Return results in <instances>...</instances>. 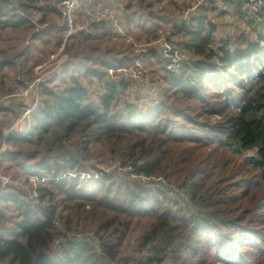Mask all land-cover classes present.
I'll return each mask as SVG.
<instances>
[{"label": "trees", "instance_id": "16d2710c", "mask_svg": "<svg viewBox=\"0 0 264 264\" xmlns=\"http://www.w3.org/2000/svg\"><path fill=\"white\" fill-rule=\"evenodd\" d=\"M37 1L18 0L10 9L0 0V27H34L26 14L45 10ZM221 1L237 5L242 18L246 0ZM122 9L125 24L148 37L170 23L172 41L190 60L178 74L161 72L163 101L141 104L129 99L130 82L109 76L137 58L124 47L103 49L101 39L118 33L114 27L96 41H81L77 32L69 37L67 51L88 42L82 58L39 86L29 130L9 135L12 149L0 157L14 177L27 176L30 188L38 178L40 199L33 208L30 188L19 186L0 197V264H264V28L218 38L217 25L203 14L169 21L154 14L149 0H124ZM139 9L146 13L138 19ZM47 11L61 15L52 6ZM52 28L60 47L66 27ZM45 30L33 28L32 39L51 43ZM34 49L43 51L32 43L20 55L33 58L28 74L43 59L32 57ZM10 64L0 60V74ZM0 91L3 99L1 80ZM6 101L1 112L11 109ZM96 147L126 169L116 175L86 163ZM80 171L91 176L70 174ZM139 175L164 176L179 191ZM140 218L153 219L138 245L142 256L121 257ZM75 224L84 226L82 235H71Z\"/></svg>", "mask_w": 264, "mask_h": 264}, {"label": "rangeland", "instance_id": "374dc122", "mask_svg": "<svg viewBox=\"0 0 264 264\" xmlns=\"http://www.w3.org/2000/svg\"><path fill=\"white\" fill-rule=\"evenodd\" d=\"M108 1H113L112 7L116 8V4L118 5V8H116V11L118 13V24L119 26L114 27V31L118 32L113 37L110 38H103L102 40V47L103 49H116V51L120 50L122 47L123 49H129L126 54L131 55L130 57H137L136 60L133 62H126L125 66L112 69L109 72V76H111L114 79H118V75L122 72L124 69H133L138 66H143L147 69V75H146V82L145 83H127L128 85V93H129V99L131 101H138V103L141 104H148V103H158L160 101L164 100L163 96V87H162V80L161 78V72L165 71L164 68V59L161 55L154 56L150 54V51L152 49H155L154 51H157L156 47L157 45L152 44L153 37H148L146 33L140 29L139 26H135L133 23L129 24L128 26L125 24L123 20V14L126 13V10H123L124 7V0H98V5L100 6L101 3L105 4ZM153 5L154 14L156 16L160 17H166V19H171L169 21H180L184 19L185 17L191 18L192 16L203 14L205 19L207 21H212L217 25V31L216 35L218 38H220L221 35L228 34L229 32L232 34H238L241 32H246L251 35H254L256 33V29L253 30V25H256L254 23H245L244 20L241 17H238L235 14V11L233 10L235 6H232V4L228 5L229 12H223L221 9L219 10L217 7V3H221V0H216L215 3L211 4V8L209 9H198L196 11H192V5L195 0H179L178 4H170L168 0H149ZM184 2L182 5L181 3ZM186 3V7H185ZM37 7H43L45 10H39L36 8H31L27 11V16L31 18L32 22L34 23V27L30 29H24V28H1L0 27V60H9L11 62L10 65H6L4 67L3 72L0 74V80L2 81V85L5 87L6 92L3 97L4 100H9L6 102H9V108L10 111L7 112H1L0 111V130L2 131V134H0V150L4 149L3 144V136L5 133L9 130H12L15 134H20L22 130L25 129L26 125L31 126V120L30 117L27 118L26 116H23V114L29 110V108L32 106L34 108L35 106L34 99H27L23 95H19L16 97L15 100L7 98V96L14 90L22 88L23 85H20L18 80L22 81H28L31 82L35 80L36 78L40 76H44L45 79H48L49 77L61 73L65 70L67 63L69 61L75 62L77 60H80L83 56L84 49L88 42L81 43L79 46L80 48H77V44L73 46L72 50H66L67 48V41L64 44L63 36H62V44L61 46H57L56 41L58 39V35H60L59 32H55V30L52 28L53 26H63V20L59 13H54L52 11H47L49 7H53L57 11H59L56 8L55 0H38L35 4ZM183 7V8H182ZM136 8V7H135ZM134 8V9H135ZM123 10V11H122ZM152 10V11H153ZM22 13V11H21ZM143 13H146V10L139 9V14L136 15V18H140V14L143 15ZM46 14L45 16V23L39 22L42 15ZM145 17V16H144ZM78 19V18H77ZM80 21H85L84 19H78ZM163 26L160 28V30L171 31V24L166 22L162 24ZM33 28L34 31L37 33L41 29H46L44 32L47 33L44 36V38L50 39L51 43H43L42 41H37V39H32L33 37ZM258 28L261 29L259 26ZM113 31V32H114ZM153 38V39H152ZM99 39V38H98ZM96 39V40H98ZM90 40V39H89ZM93 40V41H96ZM37 43L40 48L43 49V51H40L38 49H34L32 52V57H41L43 58L39 64L34 66V71L31 74H28L26 70L31 66L33 58L29 60H25L26 57L20 56L25 49L29 46V44ZM69 48V47H68ZM50 51H52L50 53ZM71 51V52H70ZM67 54V56L65 55ZM108 55L111 53H107ZM114 55H117V53H114ZM104 57H107L106 55ZM24 66L21 70V65ZM38 65L43 66V69L41 71H36V67ZM19 80V81H20ZM94 87V86H93ZM1 95V91H0ZM0 97V105L2 107V101ZM32 104L30 107H27V104ZM40 100L37 103V106L39 105ZM23 105V106H22ZM31 115V114H30ZM9 145L6 144V149L8 151ZM104 149L100 147H96L95 154H87V161L90 159H94L97 162H93V164H99L104 169H110V171L116 172V175L119 174V172H123L125 169L121 168H113L111 162L114 160H119L122 163L121 158L114 157L113 155H110L108 153L101 154L98 152V150ZM99 153V154H98ZM102 161L103 163H101ZM91 163V162H89ZM123 165V163H122ZM7 163H3V165H0V171L4 172L5 174L12 176V183L5 187L4 189L1 188V181H0V194L5 195L8 191L11 190L10 187H26L29 189L30 182L27 181V176L23 174H19L18 177H14V175L17 174L16 171H14V167H9ZM119 171V172H117ZM155 177H158L159 175H154ZM133 177V176H131ZM162 177V176H161ZM164 177V176H163ZM36 178H33L31 183H38V180H35ZM155 179V178H154ZM165 182L168 184H174L173 182H168L166 178H164ZM13 185V186H12ZM30 186V187H29ZM1 195V196H2ZM168 196L171 197V199H175L177 197L176 194L173 192L168 191ZM182 199V198H180ZM183 201V200H181ZM153 219L151 218H140L137 219L129 234L127 235V238L125 239L123 248H122V256L121 257H129L130 259H138L142 256V253H138V245L145 234L146 230L150 227ZM84 226L82 224L75 225L74 229L72 230L71 235H82L83 234ZM145 254V252L143 253ZM116 264V263H115ZM134 264V261L131 263Z\"/></svg>", "mask_w": 264, "mask_h": 264}, {"label": "built area", "instance_id": "2783aa9c", "mask_svg": "<svg viewBox=\"0 0 264 264\" xmlns=\"http://www.w3.org/2000/svg\"><path fill=\"white\" fill-rule=\"evenodd\" d=\"M102 1V0H100ZM18 0H8V8L13 9L15 5L17 4ZM216 0H195L191 10L196 11L198 9H209L211 8V4L215 3ZM98 0H55L56 8L61 13V17L63 20V25L66 27V31L63 34V40L64 44L67 41V39L73 34L78 33L80 40L84 39H90V40H96L100 38L106 28L112 26L116 27L119 26L118 24V13L116 11V8H118V5L116 4V8L112 7L113 1H108L105 4L101 3L100 6L98 5ZM218 9L222 11H226L228 4L226 2H219L216 4ZM241 12H242V19L245 23H254L258 26H260L262 29L264 28V0H246L241 5ZM83 13L86 16L85 21H80L77 19V14ZM99 23L98 25H95V23ZM152 44L157 45L158 48L157 52L159 55H161L164 59V68L166 72L172 73V74H178L183 66L190 60V55L186 51L185 48L175 44L172 41L171 38V31L170 30H159L158 35L153 39ZM67 56V54H65ZM43 69V66L38 65L36 67V71H41ZM112 70V69H111ZM110 70V71H111ZM146 75H147V69L143 66H138L133 69H124L122 72L118 75V79H121L123 81H127L130 83H145L146 82ZM45 77L40 76L36 78L35 80L28 82L24 81V85L22 88L16 89L12 91L7 98L15 100L16 97L19 95H23L27 99H34L35 103L32 108V106L27 110L23 116H26L27 118L30 117L31 112L37 107V103L40 100L39 95V86L45 82ZM29 130V125H26L25 129L21 131V134L26 133ZM2 134V133H1ZM16 135L12 130H9L5 133L3 136V144L4 149L0 150V157L3 153L7 151L6 149V139L9 135ZM12 147L10 146L8 150H11ZM86 163H93L97 162L94 159H90L89 161L86 160ZM113 168H123V165L121 161L114 160L111 162ZM128 167L127 169H129ZM126 169V168H123ZM107 172H110V169H105ZM72 176L80 175L82 178L90 177V172H71ZM133 175V174H132ZM134 176V175H133ZM141 180L147 181V180H155V181H162L166 185H168L174 192H178L179 188L175 184H167L164 180V177L162 176H152L147 177L144 175H139ZM36 178V177H32ZM155 178V179H154ZM12 176H9L5 174L4 172L0 171V181L2 183L1 188L4 189L5 187L9 186L12 183ZM35 180H38L36 178ZM38 184L33 183L32 188H30V193L32 196L33 204L32 207H36L35 204L40 202L39 194L37 192ZM3 193L0 194V197ZM57 224H59L58 221H56ZM76 225V224H75ZM72 226V229H74V226Z\"/></svg>", "mask_w": 264, "mask_h": 264}, {"label": "water", "instance_id": "95a60500", "mask_svg": "<svg viewBox=\"0 0 264 264\" xmlns=\"http://www.w3.org/2000/svg\"><path fill=\"white\" fill-rule=\"evenodd\" d=\"M235 149H236V150H238V148H237V147H235Z\"/></svg>", "mask_w": 264, "mask_h": 264}]
</instances>
